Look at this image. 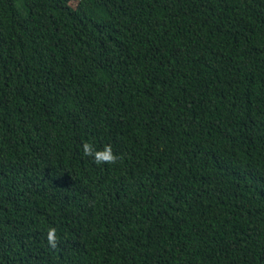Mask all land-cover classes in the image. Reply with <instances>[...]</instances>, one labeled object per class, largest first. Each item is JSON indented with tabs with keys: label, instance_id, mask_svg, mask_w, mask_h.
<instances>
[{
	"label": "trees",
	"instance_id": "obj_1",
	"mask_svg": "<svg viewBox=\"0 0 264 264\" xmlns=\"http://www.w3.org/2000/svg\"><path fill=\"white\" fill-rule=\"evenodd\" d=\"M0 264H264V0H0Z\"/></svg>",
	"mask_w": 264,
	"mask_h": 264
},
{
	"label": "clouds",
	"instance_id": "obj_2",
	"mask_svg": "<svg viewBox=\"0 0 264 264\" xmlns=\"http://www.w3.org/2000/svg\"><path fill=\"white\" fill-rule=\"evenodd\" d=\"M82 150L86 156H91L93 161L97 164L101 163H112L115 161L116 157L111 150V146L105 145L102 150H97L93 148L92 145L84 143L82 145ZM47 242L50 246L55 247V229H49L46 234Z\"/></svg>",
	"mask_w": 264,
	"mask_h": 264
}]
</instances>
